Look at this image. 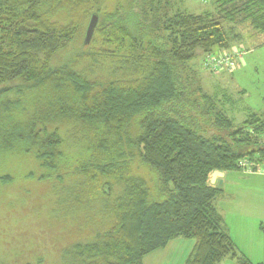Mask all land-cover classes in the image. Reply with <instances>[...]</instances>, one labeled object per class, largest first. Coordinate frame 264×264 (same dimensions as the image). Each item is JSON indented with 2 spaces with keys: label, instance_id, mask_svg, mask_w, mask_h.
<instances>
[{
  "label": "trees",
  "instance_id": "16d2710c",
  "mask_svg": "<svg viewBox=\"0 0 264 264\" xmlns=\"http://www.w3.org/2000/svg\"><path fill=\"white\" fill-rule=\"evenodd\" d=\"M105 1L0 0L1 24L16 27L8 50L0 48V168L14 152L33 156L42 176L77 177L57 203L75 219V238L52 264H142L176 238L195 242L185 264H254L231 240L215 207L221 190L208 179L240 170L241 160L264 163V113L228 115L239 100L224 91L204 94L181 79L180 69L197 49H231L238 35L222 20L242 21L264 36V0H216L219 19L180 10L175 0H124L119 12L92 13L96 30L140 46L145 62L98 64L103 79L88 69L54 68L62 35ZM22 7L21 22H14ZM22 82L44 87L42 109L26 110L10 98L11 84ZM61 122L77 155L64 154ZM9 180L0 176L2 184Z\"/></svg>",
  "mask_w": 264,
  "mask_h": 264
},
{
  "label": "rangeland",
  "instance_id": "374dc122",
  "mask_svg": "<svg viewBox=\"0 0 264 264\" xmlns=\"http://www.w3.org/2000/svg\"><path fill=\"white\" fill-rule=\"evenodd\" d=\"M175 3L180 10L187 13L211 12L214 18L218 19L222 16L218 13L216 0H175ZM123 4L124 0H106L95 5L77 28L70 29L62 35V46L52 61V66L58 68L67 65L76 72L91 70L95 75L93 79L96 76L103 79L106 75L103 70L101 72L98 69V64L110 69L108 66L113 64L114 60L131 57L145 62L147 54L142 53L144 49L140 46H133L129 41L114 43L109 36L103 35L100 29L96 30L88 45L83 44L90 15L95 12L103 18L107 14L119 12ZM25 9L22 7L15 10L14 22H21ZM76 15L78 17L79 13L76 12ZM59 18L62 19L61 16ZM75 19L79 20V17ZM222 24L226 27L233 25L236 33L239 32L240 37H237L239 40L233 44L243 53V66L232 74H210L203 68V62L207 57L220 51L204 52L197 49L193 60L184 66L186 69H180L181 79L190 81L186 83L192 84L193 88L199 87L204 94L212 95L216 92L220 94L224 91L226 96L230 95L236 101L239 100L242 106L239 105L233 112H228V115L237 114L238 120L246 116L242 113L244 108L264 113V36L253 32L247 23L242 21H234L231 24L222 20ZM15 28L14 24L10 26L0 22V48L3 51L8 50L10 36ZM163 35L165 39L168 38V33L164 32ZM11 86L14 89L10 98L21 99L20 106L23 105V108L29 111L34 110L35 105L42 109L48 95L44 87L35 86L31 82L27 84L22 82L19 86L14 83ZM19 89H25V97L19 96ZM219 100L222 104L225 103L221 95ZM225 108L228 109L229 106L225 104ZM58 125L63 134L64 154L77 155L79 148L74 147L73 139L68 137L67 130L70 129L68 124L61 122ZM2 163L0 176L8 175L10 180L7 184L0 183V264L57 262L61 250L74 241L73 230L76 228V224H72L75 219L68 217L63 207L57 203L67 188L66 183L75 181L77 177L59 181L55 176L51 178L42 176L44 171L39 163L33 156L27 154L10 153ZM226 179L219 187L221 194L216 200V205L225 217L227 232L233 234L239 223L245 224L249 219L253 220L258 228H264V174L246 173L240 169L227 171ZM64 181L67 182L63 184ZM178 241H185L188 244L174 246L168 253V258L174 264H185L186 261L183 262L181 259L191 254L189 243L195 242L189 239Z\"/></svg>",
  "mask_w": 264,
  "mask_h": 264
},
{
  "label": "crops",
  "instance_id": "0c3cea01",
  "mask_svg": "<svg viewBox=\"0 0 264 264\" xmlns=\"http://www.w3.org/2000/svg\"><path fill=\"white\" fill-rule=\"evenodd\" d=\"M236 32V30H234ZM238 38L240 37L239 32L236 33ZM234 38V41H237L239 39ZM237 49V47L233 44L231 46V49ZM229 50V51H230ZM223 52V51H220ZM243 66V61L239 62V64L236 65V68L234 72L239 68ZM233 72V73H234ZM223 173V178H222V183H224L227 179V172H222ZM212 173L209 175L208 179V185L211 186L212 188H218L221 185H218L217 182L215 184H211ZM216 210L219 213V215L222 218L223 224L226 227V221L225 217L222 214L221 210L219 207L215 204ZM250 215H251V210ZM243 212H245V209H243ZM249 219V217L247 218ZM229 236L231 240L233 241L237 251L244 255L250 262L254 264H264V228L257 227L254 223L253 220L251 221L250 219L245 221L244 223H239L235 231H233V234L229 233ZM178 240H184L181 238H176L173 239L168 243V245L162 249L156 250L151 252L150 254L146 255L143 260L142 264H174L169 258H168V253L171 252L170 250L174 247H181V246H186L188 243L185 241H178ZM190 244V249L193 250V247L195 243H189ZM192 252V251H191ZM189 255V254H188ZM190 256V255H189ZM189 256L186 257H181L182 261H187ZM186 263V262H185ZM219 264H236L234 260L230 259H225L221 261Z\"/></svg>",
  "mask_w": 264,
  "mask_h": 264
},
{
  "label": "built area",
  "instance_id": "2783aa9c",
  "mask_svg": "<svg viewBox=\"0 0 264 264\" xmlns=\"http://www.w3.org/2000/svg\"><path fill=\"white\" fill-rule=\"evenodd\" d=\"M243 61V53L238 49L219 52L216 55L207 57L203 62V68L210 74L232 73L236 65ZM239 168L246 173L264 174V163L253 164L247 160H241Z\"/></svg>",
  "mask_w": 264,
  "mask_h": 264
},
{
  "label": "water",
  "instance_id": "95a60500",
  "mask_svg": "<svg viewBox=\"0 0 264 264\" xmlns=\"http://www.w3.org/2000/svg\"><path fill=\"white\" fill-rule=\"evenodd\" d=\"M98 23H99L98 15L97 14H92L90 16L88 25H87L86 30H85L84 42H83V44L85 46L88 45L91 42V40H92V38L94 36L95 30H96V28L98 26ZM222 178H223V173L222 172L214 171L212 173L210 183L211 184H215L217 182L218 185H222V182H223Z\"/></svg>",
  "mask_w": 264,
  "mask_h": 264
}]
</instances>
